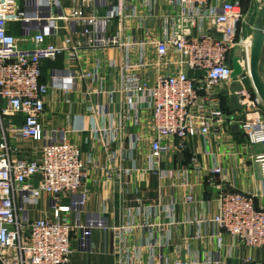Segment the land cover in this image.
I'll return each instance as SVG.
<instances>
[{
  "label": "built area",
  "instance_id": "built-area-1",
  "mask_svg": "<svg viewBox=\"0 0 264 264\" xmlns=\"http://www.w3.org/2000/svg\"><path fill=\"white\" fill-rule=\"evenodd\" d=\"M258 1L243 9L241 0H0V264H67L73 239L87 248L93 230L101 229L124 245L137 226L133 215L139 207L128 210L127 220L119 224L108 223L103 213L80 220L87 201L80 149L63 130L42 121L49 87H68L76 71H55L45 83L43 63L63 53L72 63L83 50L121 52L118 91L128 105L146 113L145 131L133 141L134 147L146 144L149 171L184 151L193 137L222 133L231 118L248 147H264V102L249 74ZM132 26L137 32L130 33ZM235 47L241 51L235 79L242 85L235 92L241 110L228 114L220 87L232 83ZM100 64L98 57L93 71L80 75H95ZM96 130L102 141L106 129ZM191 160L199 171L196 157ZM252 160L264 182V150ZM190 171L179 167L175 181L188 184ZM210 172L209 184L224 175L217 161ZM217 203L212 221L218 227L245 246L264 245V211L255 207L253 194L222 189ZM220 242L218 237L217 246ZM156 247L163 251L167 245ZM118 253L117 264H152L140 251L123 248ZM155 256L163 258L162 252ZM174 264L199 263L192 258Z\"/></svg>",
  "mask_w": 264,
  "mask_h": 264
},
{
  "label": "crops",
  "instance_id": "crops-1",
  "mask_svg": "<svg viewBox=\"0 0 264 264\" xmlns=\"http://www.w3.org/2000/svg\"><path fill=\"white\" fill-rule=\"evenodd\" d=\"M251 1L247 0L246 7ZM162 13L157 12L160 16ZM154 22L159 34L161 17ZM114 30L115 21L110 26V31ZM135 32L132 26L130 33ZM98 57L101 64L96 74L81 76L93 71ZM121 58L117 50L104 54L83 50L75 62L70 63L67 53H63L42 65L41 80L45 83H50L55 71L64 75L76 71L68 87H49L42 121L47 128L63 130L67 140L80 149L85 163L82 189L87 191L80 220L103 213L108 223L119 224L127 220L128 210L139 207V213L133 215L137 226L125 236L124 245L113 240L109 231L95 229L87 248H80L77 240H72L73 253L67 264H117L118 251L123 248L128 253L140 251L142 259L152 264H174L192 258L199 264H264V245L245 246L212 221L222 189L253 194L255 207L264 211V182L252 160V155L264 147H248L237 121L231 118L222 133L195 136L184 151L168 155L159 170H147L146 144L134 147L133 141L134 135L145 131L146 113L128 105L125 94L118 91ZM226 101L233 111V104ZM100 127L106 129L102 141V132L96 130ZM192 156L199 171L193 169ZM216 161L224 175L209 184L206 179L212 175L210 169ZM183 166L191 168L188 184L175 181L173 176ZM157 244L167 248L160 251ZM159 252L162 259L152 257ZM248 257L250 261H246Z\"/></svg>",
  "mask_w": 264,
  "mask_h": 264
},
{
  "label": "water",
  "instance_id": "water-1",
  "mask_svg": "<svg viewBox=\"0 0 264 264\" xmlns=\"http://www.w3.org/2000/svg\"><path fill=\"white\" fill-rule=\"evenodd\" d=\"M240 54V49L235 47L231 59L232 71L230 78L232 83L221 87L224 96L233 104V111L236 113L241 110L238 95L235 93L242 89V85L235 81L237 74L241 71L239 64ZM249 55L250 81L256 94L264 102V73L262 71L264 57V0H259L257 4Z\"/></svg>",
  "mask_w": 264,
  "mask_h": 264
},
{
  "label": "trees",
  "instance_id": "trees-1",
  "mask_svg": "<svg viewBox=\"0 0 264 264\" xmlns=\"http://www.w3.org/2000/svg\"><path fill=\"white\" fill-rule=\"evenodd\" d=\"M246 2L247 0H241V3H242V7L243 9L246 8ZM227 98L225 96L222 97V105H223V109L228 113H233L232 109L230 108L228 102L226 101Z\"/></svg>",
  "mask_w": 264,
  "mask_h": 264
},
{
  "label": "bare ground",
  "instance_id": "bare-ground-1",
  "mask_svg": "<svg viewBox=\"0 0 264 264\" xmlns=\"http://www.w3.org/2000/svg\"><path fill=\"white\" fill-rule=\"evenodd\" d=\"M249 59H250V55H249ZM249 74H250V69H249Z\"/></svg>",
  "mask_w": 264,
  "mask_h": 264
}]
</instances>
